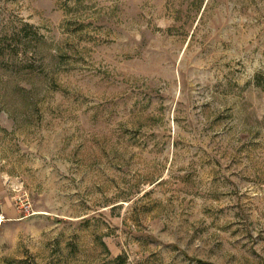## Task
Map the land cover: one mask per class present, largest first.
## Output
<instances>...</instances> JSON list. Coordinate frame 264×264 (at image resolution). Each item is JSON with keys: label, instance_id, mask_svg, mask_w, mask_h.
Here are the masks:
<instances>
[{"label": "rangeland", "instance_id": "1", "mask_svg": "<svg viewBox=\"0 0 264 264\" xmlns=\"http://www.w3.org/2000/svg\"><path fill=\"white\" fill-rule=\"evenodd\" d=\"M7 209L0 264H264V0H0Z\"/></svg>", "mask_w": 264, "mask_h": 264}, {"label": "crops", "instance_id": "2", "mask_svg": "<svg viewBox=\"0 0 264 264\" xmlns=\"http://www.w3.org/2000/svg\"><path fill=\"white\" fill-rule=\"evenodd\" d=\"M2 212L6 215V216H8V218H11V216H15V212L14 211H12V210H2Z\"/></svg>", "mask_w": 264, "mask_h": 264}, {"label": "built area", "instance_id": "3", "mask_svg": "<svg viewBox=\"0 0 264 264\" xmlns=\"http://www.w3.org/2000/svg\"><path fill=\"white\" fill-rule=\"evenodd\" d=\"M24 208L27 209L28 206L26 205ZM8 219H9V218H7V217L5 216V214H3L2 212H0V224L3 223L4 221L8 220Z\"/></svg>", "mask_w": 264, "mask_h": 264}]
</instances>
